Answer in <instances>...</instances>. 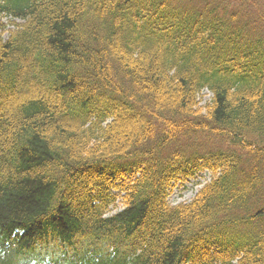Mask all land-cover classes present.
I'll return each instance as SVG.
<instances>
[{
  "label": "trees",
  "instance_id": "16d2710c",
  "mask_svg": "<svg viewBox=\"0 0 264 264\" xmlns=\"http://www.w3.org/2000/svg\"><path fill=\"white\" fill-rule=\"evenodd\" d=\"M0 264H264V0H0Z\"/></svg>",
  "mask_w": 264,
  "mask_h": 264
},
{
  "label": "rangeland",
  "instance_id": "374dc122",
  "mask_svg": "<svg viewBox=\"0 0 264 264\" xmlns=\"http://www.w3.org/2000/svg\"><path fill=\"white\" fill-rule=\"evenodd\" d=\"M19 21V20H18ZM211 93L207 90L204 91L202 101L209 100ZM212 178L208 172H202L195 178H190L178 182L173 193L170 195L169 200L171 203L189 202L194 198L199 189Z\"/></svg>",
  "mask_w": 264,
  "mask_h": 264
}]
</instances>
